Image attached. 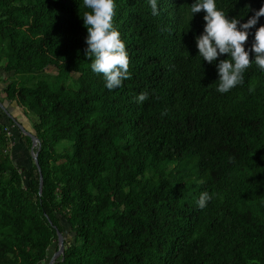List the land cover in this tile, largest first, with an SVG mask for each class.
Here are the masks:
<instances>
[{"label":"trees","instance_id":"trees-1","mask_svg":"<svg viewBox=\"0 0 264 264\" xmlns=\"http://www.w3.org/2000/svg\"><path fill=\"white\" fill-rule=\"evenodd\" d=\"M191 3L116 0L131 76L108 90L82 0H0V102L39 145L37 167L0 108V264H47L57 230L53 264H264V71L217 91ZM217 5L247 20L264 0Z\"/></svg>","mask_w":264,"mask_h":264},{"label":"clouds","instance_id":"clouds-1","mask_svg":"<svg viewBox=\"0 0 264 264\" xmlns=\"http://www.w3.org/2000/svg\"><path fill=\"white\" fill-rule=\"evenodd\" d=\"M83 23L87 28L85 55L90 57V67L95 73L102 74L104 86L108 90L122 86L131 76L129 72V53L126 43L115 24L116 0H82ZM153 16H160L163 0H148ZM204 10L203 31L195 36L198 54L203 60L215 65L218 73L217 91L226 93L245 80V71L253 63L264 71V24L255 27L264 16V5L243 20V16H228L217 0H192L189 21L193 15ZM255 27L254 38L247 41ZM227 54V58H220ZM252 57V58H250ZM219 58V59H218ZM218 61V62H217ZM149 93L142 91L135 97L137 103L148 98ZM211 199L207 191L200 193L197 204L206 206Z\"/></svg>","mask_w":264,"mask_h":264},{"label":"water","instance_id":"water-1","mask_svg":"<svg viewBox=\"0 0 264 264\" xmlns=\"http://www.w3.org/2000/svg\"><path fill=\"white\" fill-rule=\"evenodd\" d=\"M0 108L2 109V111L9 118L12 119V122H14V124L17 126V128L30 138L31 144H30V148H29V153H30L33 161L35 162V164L37 166V152H38V150L35 151L33 147L38 144V139L35 136V134L31 131V129L27 126V123L25 121V117L23 115L22 116H19L17 113L11 114L8 111V109L4 106V104L2 102H0ZM37 148H39V145H37ZM38 170H39V168H38ZM41 186H42V176L39 173V186H38L39 193L41 191ZM56 233H57V244H58V248L52 253V255L50 256V259H49V261H48L47 264H53L56 256H58L63 251V240H64V236L58 230L56 231Z\"/></svg>","mask_w":264,"mask_h":264},{"label":"rangeland","instance_id":"rangeland-1","mask_svg":"<svg viewBox=\"0 0 264 264\" xmlns=\"http://www.w3.org/2000/svg\"><path fill=\"white\" fill-rule=\"evenodd\" d=\"M1 87H2V84L0 83V90H1ZM0 93H2V92H0ZM27 126H29L28 124H27ZM23 152V151H22ZM22 152H20L19 154L21 155V156H23V160H25V155L24 154H22ZM17 157V156H16ZM27 160V159H26Z\"/></svg>","mask_w":264,"mask_h":264},{"label":"crops","instance_id":"crops-1","mask_svg":"<svg viewBox=\"0 0 264 264\" xmlns=\"http://www.w3.org/2000/svg\"><path fill=\"white\" fill-rule=\"evenodd\" d=\"M14 116V115H13Z\"/></svg>","mask_w":264,"mask_h":264}]
</instances>
